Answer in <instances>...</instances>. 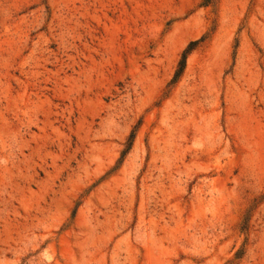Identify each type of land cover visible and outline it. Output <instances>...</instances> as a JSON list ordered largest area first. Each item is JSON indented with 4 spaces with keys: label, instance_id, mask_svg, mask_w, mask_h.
<instances>
[{
    "label": "rangeland",
    "instance_id": "obj_1",
    "mask_svg": "<svg viewBox=\"0 0 264 264\" xmlns=\"http://www.w3.org/2000/svg\"><path fill=\"white\" fill-rule=\"evenodd\" d=\"M0 264H264V0H0Z\"/></svg>",
    "mask_w": 264,
    "mask_h": 264
},
{
    "label": "trees",
    "instance_id": "obj_2",
    "mask_svg": "<svg viewBox=\"0 0 264 264\" xmlns=\"http://www.w3.org/2000/svg\"><path fill=\"white\" fill-rule=\"evenodd\" d=\"M193 44L194 43H192L185 51H184V53H183V58H182V60L180 61V67H179V69H178V71H177V73H176V78L179 76V75H181V73L184 71V69H185V65H186V60H187V55L190 53V51L193 49Z\"/></svg>",
    "mask_w": 264,
    "mask_h": 264
}]
</instances>
